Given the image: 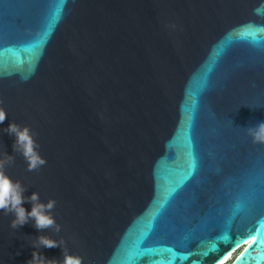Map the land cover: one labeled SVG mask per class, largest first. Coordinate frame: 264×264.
<instances>
[{"label":"water","instance_id":"95a60500","mask_svg":"<svg viewBox=\"0 0 264 264\" xmlns=\"http://www.w3.org/2000/svg\"><path fill=\"white\" fill-rule=\"evenodd\" d=\"M0 107L6 174L61 226L0 212V264H26L40 235L83 264H264V238L232 246L264 227V144L247 133L264 121V0H0Z\"/></svg>","mask_w":264,"mask_h":264},{"label":"clouds","instance_id":"9594fccd","mask_svg":"<svg viewBox=\"0 0 264 264\" xmlns=\"http://www.w3.org/2000/svg\"><path fill=\"white\" fill-rule=\"evenodd\" d=\"M6 117L7 112L4 108L0 107V124L6 120ZM3 131L15 137L13 150L24 157L28 171H36L46 163V160L37 151L39 145L28 126H20L15 122H11ZM247 133L252 138L254 144H264V121L257 123L253 127H248ZM14 161L15 157L8 155L6 151L3 153V158H0V212H3L4 215L12 214L14 216V219L10 222L12 229L22 227L30 220H34V227L37 230L53 229L59 233L61 226L57 224L54 216L51 214L52 209L55 207V201L50 199L46 203H42L38 192H33L30 197H24L23 193L26 188L20 181H13L6 174V167L13 164ZM25 200H28L32 204L30 212L26 211L22 206ZM63 243V240L52 239L48 235L38 236L31 241V246L36 250L32 252V258L26 264H83V258L71 254L66 247H62ZM42 247H60L63 259L46 258L38 251Z\"/></svg>","mask_w":264,"mask_h":264},{"label":"snow or ice","instance_id":"6c2138e0","mask_svg":"<svg viewBox=\"0 0 264 264\" xmlns=\"http://www.w3.org/2000/svg\"><path fill=\"white\" fill-rule=\"evenodd\" d=\"M250 235H257V236H260L261 238H264V227L254 228L253 230L249 231V232L247 233V235H243V236L241 237V239L236 240L232 246H235V245L241 243L243 240L247 239L248 236H250ZM249 251H251V249H249ZM245 257H247L248 259H251V260L253 261V264H255V259H256V258L248 257V256H247V253H245ZM244 259H245V258L242 257V261H244ZM245 264H246V261H245Z\"/></svg>","mask_w":264,"mask_h":264},{"label":"bare ground","instance_id":"6f19581e","mask_svg":"<svg viewBox=\"0 0 264 264\" xmlns=\"http://www.w3.org/2000/svg\"><path fill=\"white\" fill-rule=\"evenodd\" d=\"M234 252L235 250L227 253L220 261L215 264H225L232 257Z\"/></svg>","mask_w":264,"mask_h":264}]
</instances>
